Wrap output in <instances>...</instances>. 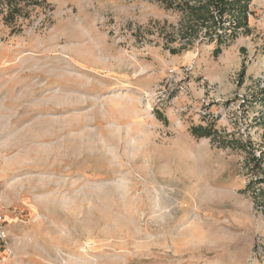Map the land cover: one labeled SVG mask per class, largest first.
I'll use <instances>...</instances> for the list:
<instances>
[{"label":"rangeland","instance_id":"1","mask_svg":"<svg viewBox=\"0 0 264 264\" xmlns=\"http://www.w3.org/2000/svg\"><path fill=\"white\" fill-rule=\"evenodd\" d=\"M47 3L0 17V264H264V176L219 146L264 149V0L219 56L157 0Z\"/></svg>","mask_w":264,"mask_h":264},{"label":"trees","instance_id":"2","mask_svg":"<svg viewBox=\"0 0 264 264\" xmlns=\"http://www.w3.org/2000/svg\"><path fill=\"white\" fill-rule=\"evenodd\" d=\"M166 12L177 15V23L167 21L155 23L162 37L166 42V49L177 54L178 48H171V45H180L181 51H187L197 45L215 46V55L222 53L223 47H228L231 42L241 36H250L252 28L250 17L252 0H157ZM47 0H0V17L4 25L10 27L14 33L23 30L25 22H31L33 13L37 9L47 8ZM253 102L260 106L261 117L256 118L261 126H264V82L258 85L257 91L252 96ZM245 105L253 106L250 100L243 101ZM194 137L210 139L213 143L217 138H222L214 123L207 126L199 125L191 128ZM236 133L230 136L235 137ZM223 138H225L223 136ZM229 142H236V149L244 152L248 157L250 166L264 176V149H258L260 155H256L251 142L240 139H231L219 146L221 148L233 147ZM264 178V177H263ZM264 183V179L262 182ZM264 194V193H262ZM0 244L4 243L0 240Z\"/></svg>","mask_w":264,"mask_h":264},{"label":"built area","instance_id":"3","mask_svg":"<svg viewBox=\"0 0 264 264\" xmlns=\"http://www.w3.org/2000/svg\"><path fill=\"white\" fill-rule=\"evenodd\" d=\"M4 239H5V233L2 229V225L0 224V240L4 243Z\"/></svg>","mask_w":264,"mask_h":264}]
</instances>
